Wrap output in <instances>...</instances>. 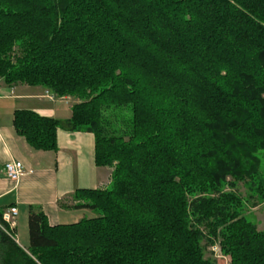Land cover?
<instances>
[{
	"label": "trees",
	"instance_id": "obj_1",
	"mask_svg": "<svg viewBox=\"0 0 264 264\" xmlns=\"http://www.w3.org/2000/svg\"><path fill=\"white\" fill-rule=\"evenodd\" d=\"M0 80L75 100L66 120L14 112L32 149L87 132L113 169L72 196L96 217L29 206L27 247L0 212V264H219L215 246L264 264V230L220 191L249 181L264 202V0H0Z\"/></svg>",
	"mask_w": 264,
	"mask_h": 264
},
{
	"label": "crops",
	"instance_id": "obj_2",
	"mask_svg": "<svg viewBox=\"0 0 264 264\" xmlns=\"http://www.w3.org/2000/svg\"><path fill=\"white\" fill-rule=\"evenodd\" d=\"M50 94L41 87L7 86L0 80V212L14 207L18 217L21 211L27 214L29 206L39 207L49 225L55 226L66 224L61 222L72 210H86L72 208L78 204L72 197L74 192L105 188L110 183L111 168L95 165V139L91 133L58 129L56 151L34 150L16 134L12 123L16 110H30L59 120L70 118L69 97L51 99ZM8 162H20L24 168L16 182L10 181L4 172ZM261 220L257 227L264 223Z\"/></svg>",
	"mask_w": 264,
	"mask_h": 264
},
{
	"label": "rangeland",
	"instance_id": "obj_3",
	"mask_svg": "<svg viewBox=\"0 0 264 264\" xmlns=\"http://www.w3.org/2000/svg\"><path fill=\"white\" fill-rule=\"evenodd\" d=\"M68 102L71 105H73L75 103V100L73 98L72 99L69 98ZM258 156L261 160L260 174H261L262 179H264V152L263 151L259 152ZM112 170L113 169L111 168L110 182H111ZM230 181H231L230 179H227V181L225 183H223L220 191H222V192H234V193L240 195L241 199L243 201H245V203H243V204H245L244 205V214H245L246 218L249 221L258 225V222H260L259 220L264 219V202L263 203L258 202V200H257L258 198L256 197L257 195H255L256 188L252 187L250 185L251 183L249 181L236 182L235 187H231L229 185ZM256 185H257V183L255 182L254 186H256ZM109 187H110V183L108 186L106 185V187L102 188L101 190L107 189ZM250 188H253V190ZM252 195H253V197L249 198ZM259 207H260V209H259ZM96 215L97 214H95L94 212L89 211V210H83V211L72 210L69 213V215L67 216L68 218H65L63 220V222H61V223H66V224L75 223V222L80 221V219H89V218L96 217ZM257 225H256V227H257ZM257 229L259 231L264 230V223L261 222L260 226L257 227ZM15 238H17V241L23 247H27V245H28L27 214H25V212H23V211H21V213L17 217V230H16ZM215 257L218 260V263L219 262H225L226 264H228V262H229V259L227 257L222 256L221 254H219L218 256H215Z\"/></svg>",
	"mask_w": 264,
	"mask_h": 264
},
{
	"label": "built area",
	"instance_id": "obj_4",
	"mask_svg": "<svg viewBox=\"0 0 264 264\" xmlns=\"http://www.w3.org/2000/svg\"><path fill=\"white\" fill-rule=\"evenodd\" d=\"M49 97L51 99L54 98L52 94H50ZM23 169L24 168L20 162H8L4 165V172L7 178L12 182L18 181L19 177L23 173ZM16 217L17 210L14 207H10L2 212V220L7 223L10 228H14V222L16 220ZM212 251L215 253L216 256L219 255V250L216 246L212 248Z\"/></svg>",
	"mask_w": 264,
	"mask_h": 264
}]
</instances>
